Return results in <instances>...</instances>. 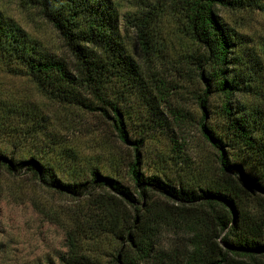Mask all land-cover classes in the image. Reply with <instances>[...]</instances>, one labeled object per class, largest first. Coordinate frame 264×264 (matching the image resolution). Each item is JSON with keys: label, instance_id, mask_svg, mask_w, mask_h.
Listing matches in <instances>:
<instances>
[{"label": "trees", "instance_id": "trees-1", "mask_svg": "<svg viewBox=\"0 0 264 264\" xmlns=\"http://www.w3.org/2000/svg\"><path fill=\"white\" fill-rule=\"evenodd\" d=\"M20 1L40 12L73 62L45 54L1 13L0 56L22 67L48 101L109 120L118 139L135 146L128 167L129 187L97 172L91 173V181L63 184L42 161H16L0 152V174L24 168L44 187L73 199L103 191L95 196L91 213L80 214L67 225V253L61 263L97 264L86 255L83 244L92 236L105 235L119 246L110 264H264V111L260 105L235 99L258 96L252 78H261L262 67L245 38L220 16L222 9L264 13V0H155L151 5L141 2L125 14L112 0ZM168 8L198 46L190 57L193 62L187 64L194 66L205 84L201 108L209 112L210 94L222 98L225 135L200 124L203 139L217 157L213 178L204 186L144 175L137 149L141 141L129 139L123 101L109 100L111 92L122 87L156 116L167 83L165 69L155 56L154 29ZM122 28L138 41L147 57L145 68L128 53L125 39L129 37ZM174 72V79L184 78ZM45 123L44 119L31 121L38 128ZM35 127L30 130L35 132ZM230 143L253 154L262 175H251L242 163L231 160Z\"/></svg>", "mask_w": 264, "mask_h": 264}, {"label": "rangeland", "instance_id": "rangeland-1", "mask_svg": "<svg viewBox=\"0 0 264 264\" xmlns=\"http://www.w3.org/2000/svg\"><path fill=\"white\" fill-rule=\"evenodd\" d=\"M112 2L125 14L141 2L151 5L155 0ZM0 13L16 22L45 54L63 58L69 64L73 62L62 39L38 10L28 8L20 0H0ZM220 16L229 28L245 38L249 52L262 67L261 78H252L258 96L235 99L250 106L260 105L264 111V13L222 9ZM154 31L155 56L163 64L167 83L165 99L159 103L156 116L138 96L125 93L122 87L115 88L109 100L123 101V122L129 139L141 141L137 149L144 175L204 186L213 178L217 157L203 139L200 124L217 135H225L227 124L221 116L222 98L210 94L209 112L201 108L199 99L205 84L194 66L187 64L198 46L186 35L182 21L171 9L163 12ZM122 32L129 37L125 39L128 53L145 68L147 57L140 51L138 41L126 28ZM174 71H179L184 78L176 75L174 79ZM41 119L46 121L42 128L31 124L32 120ZM34 127L35 132L30 130ZM0 152L16 161L31 158L42 161L63 184L91 181V173L97 172L101 177L131 186L128 167L133 161L135 146L122 143L109 120L48 101L22 67L1 56ZM228 153L231 160L242 163L251 175H262L253 154L232 143ZM101 193L95 190L92 195L73 199L44 187L24 168L1 173L0 264H62L61 259L67 253V225L78 215L91 213L95 196ZM83 245L86 255L97 264H110L111 255L119 249L105 235L92 236Z\"/></svg>", "mask_w": 264, "mask_h": 264}]
</instances>
